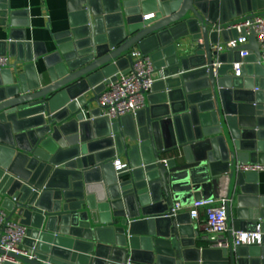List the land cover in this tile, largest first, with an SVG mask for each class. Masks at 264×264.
I'll return each instance as SVG.
<instances>
[{"label": "water", "instance_id": "water-1", "mask_svg": "<svg viewBox=\"0 0 264 264\" xmlns=\"http://www.w3.org/2000/svg\"><path fill=\"white\" fill-rule=\"evenodd\" d=\"M69 10L32 77L29 44L11 29L18 13L0 3V26L10 22L0 55L20 56L0 69V206L28 226L34 257L9 254L19 264H264L263 186L236 169L264 163L261 46L253 31L246 45L213 47L239 35L230 25L264 16V0H71ZM136 50L163 77L145 109L109 119L104 81ZM221 194L229 234L261 224V243L200 246L189 212L173 211Z\"/></svg>", "mask_w": 264, "mask_h": 264}, {"label": "built area", "instance_id": "built-area-1", "mask_svg": "<svg viewBox=\"0 0 264 264\" xmlns=\"http://www.w3.org/2000/svg\"><path fill=\"white\" fill-rule=\"evenodd\" d=\"M1 3V0H0ZM228 30L237 29L239 35L236 38H230L228 42H219L213 47L222 52L227 47H236L237 45H246L249 41L250 34L254 31L257 34V41L261 46L262 59L264 62V16L256 15L255 17L243 21H239L230 25ZM251 50H242L239 59L232 61L233 68L230 71L231 76H242V70L246 66L245 58ZM133 62L129 64L125 70L118 71L114 74V79L109 77L104 81V89L100 92L99 103L102 107H109L103 111V114L109 119H117L135 114L137 111L145 109L146 95L144 92H151L154 82L157 81L160 72L154 66L150 56L142 55L140 51L132 52ZM10 62L8 54L0 55V69H4ZM216 67H220V63H215ZM258 90V88H255ZM163 161H167L164 158ZM127 165L120 160L115 162V169L120 170ZM241 172L245 173H261L264 172V163L251 162L239 163L236 166ZM175 214L181 212L184 208L188 209L190 218L193 221L201 219V213L204 211L205 224L204 233L201 238L208 243L211 248H229L231 244L234 247L241 245H254L262 242L261 224L253 230H236L229 234L227 222V209L224 194L213 199H200L190 205H182L177 201L173 205ZM9 211L0 206V249L4 253H0V264L9 262L20 263V261L10 255L15 253L25 257L33 258L31 248H26L24 242L29 237V228L21 224L20 219L13 217L7 220Z\"/></svg>", "mask_w": 264, "mask_h": 264}, {"label": "crops", "instance_id": "crops-1", "mask_svg": "<svg viewBox=\"0 0 264 264\" xmlns=\"http://www.w3.org/2000/svg\"><path fill=\"white\" fill-rule=\"evenodd\" d=\"M16 13L15 18L17 20V26L11 28L14 30L13 34L17 39L25 37L24 42L29 44V53L33 57L34 71H31V76L34 77L36 73H41L44 70L43 56L52 53L55 48L54 36L55 33L65 31L70 26L69 8L71 0H5ZM9 23L7 26H0V40L9 39ZM19 41V40H18ZM17 41V42H18ZM189 39L185 40V46H181V49H185L188 46ZM222 41V40H221ZM220 41V42H221ZM22 54V53H21ZM10 56V62L15 63L20 56ZM25 63L19 65V70L24 71ZM36 76V75H35ZM163 77V71L158 74L157 79ZM93 93H88L87 98H91ZM97 104H94L96 106ZM258 181L263 186L264 191V172L259 173ZM233 216L236 215V198L232 202ZM180 214L188 213V209L184 208ZM204 211L201 213V219L199 221H193L192 223L196 230L200 232L198 237L200 246H208V243L201 238V234L204 233L205 224Z\"/></svg>", "mask_w": 264, "mask_h": 264}]
</instances>
